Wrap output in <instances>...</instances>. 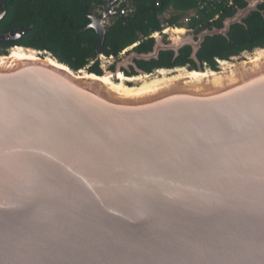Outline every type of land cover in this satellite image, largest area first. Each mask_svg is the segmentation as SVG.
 Listing matches in <instances>:
<instances>
[{"label":"water","instance_id":"1","mask_svg":"<svg viewBox=\"0 0 264 264\" xmlns=\"http://www.w3.org/2000/svg\"><path fill=\"white\" fill-rule=\"evenodd\" d=\"M118 1L86 28L100 74L0 52V264H264V47L212 70L198 54L220 32L172 28L109 71ZM185 47L190 70L136 64Z\"/></svg>","mask_w":264,"mask_h":264},{"label":"trees","instance_id":"2","mask_svg":"<svg viewBox=\"0 0 264 264\" xmlns=\"http://www.w3.org/2000/svg\"><path fill=\"white\" fill-rule=\"evenodd\" d=\"M103 1L110 0H0V11L4 9L5 12L0 20V33L26 29L14 43L0 44V52L6 53L15 46L33 49L50 54L72 71L88 69L91 73L100 74L95 53L97 36L86 28L90 23L89 17ZM125 7L130 10L128 16L118 17L106 28L104 49L109 56L117 57L134 44H137V51L148 50L153 43L151 36L161 32L163 24L182 27L181 20L185 13L196 7V0H125L121 8ZM225 9L226 6H219L215 10L204 11L187 28L193 30L199 25H207ZM168 10H172L174 15L161 18ZM238 32V29L233 31L234 37L237 35L239 38ZM244 33L238 41L246 38ZM212 40L205 41L208 42L204 45L206 51L198 54L199 60L212 63L210 57L226 47L224 41ZM186 56L187 50H182L181 57L173 65H186ZM170 61L171 53H161L159 62H138V66L150 71L172 67Z\"/></svg>","mask_w":264,"mask_h":264},{"label":"flooded vegetation","instance_id":"3","mask_svg":"<svg viewBox=\"0 0 264 264\" xmlns=\"http://www.w3.org/2000/svg\"><path fill=\"white\" fill-rule=\"evenodd\" d=\"M124 1L125 0H119L117 3H114L111 6V11H113V12L114 11H121L122 10L121 7H122V4L124 3ZM102 9H103V3L101 5V7L97 8L93 12L92 15L99 14L102 11ZM246 9L253 12V14L252 15H249V14L245 15L244 12ZM225 12H227V13L225 14ZM129 13H130V10L127 12V14H129ZM120 16H123V15L122 14H116L114 16L107 17L104 20L105 27L107 28L108 26H110L115 21V19H117ZM113 19H114V21L111 24H109V25L105 24L107 20H113ZM227 19H238L239 20L238 24L230 26L228 33L224 32V30L226 29V27L224 26V21ZM208 29H212V30L217 29L220 33L218 36H215L214 38H212L213 40L210 38H206L205 41L206 40L224 41L226 47L223 48L221 51L217 52L216 55H212L210 57L211 60L213 61L212 63H209V62L203 61V60L202 61L199 60L201 67L216 70L219 62L228 61V60L233 59V58L244 59L247 55L252 54L255 50L264 47V0H233L231 2V4L225 9V11H222L219 14H217L213 19H211L207 23V25H204V26L199 25L195 29H193V30L190 29V30L193 31L192 32L193 34L197 35V34H200L201 32L208 30ZM235 29L239 30V32H238L239 38H241V34L243 32H245L244 34H245L246 38L244 40L238 41L239 38H237V35H235V37H234L233 31ZM174 31H175L174 34H177V32H180V33L183 32L181 29H176ZM161 32H159V33H161ZM224 33H226V36H227L226 38H224V36H222ZM205 41L202 44L203 49L201 48L200 53H199L200 55L202 52L206 51V47H204V45L206 43ZM153 43H154V41H153ZM153 43L148 50L143 51V52L150 51L153 47ZM135 45H137V44H135ZM185 49L187 50V56H186V59L188 61L187 64L184 66L173 65L175 63L176 59L181 57V51L185 50ZM134 51L140 52V51H137L136 48H134ZM181 51H180V56L177 57L174 61H172V57H173L172 53L171 52H165V53H171V61L170 62L173 65L172 67L155 68V69L150 70V71H146L144 69H142V70H144L148 73H155L157 71H169V70H175V69H188V70H190L194 66L193 62L189 59L190 48L185 47V48L181 49ZM130 52L131 51L128 50V48H126L117 57L112 56L111 59L108 58L107 63L105 64L106 69L109 71H113L115 69L116 64L121 62V61H124ZM162 53H164V52H162ZM160 55H161V53H160ZM160 55H159V59H160ZM204 56H205V54H204ZM97 62H98V70H100V73H101V69H100L98 59H97ZM150 62H154V61H150ZM157 62H159V60ZM136 64L138 66V62ZM121 71L123 72L124 76H126V77L135 76V74L131 68H130L131 73H128L123 68L121 69ZM124 76H122V74L118 75L119 80L120 81L123 80L124 82H127V80Z\"/></svg>","mask_w":264,"mask_h":264},{"label":"built area","instance_id":"4","mask_svg":"<svg viewBox=\"0 0 264 264\" xmlns=\"http://www.w3.org/2000/svg\"><path fill=\"white\" fill-rule=\"evenodd\" d=\"M232 1L233 0H196V7L194 9L189 10L187 13H185L180 23L182 24V27L184 26L186 29H188L187 28L188 24L192 20L197 19L198 16L204 11L209 12L211 10H215L219 6H226L227 8L231 4ZM165 13L161 16V18H163ZM172 28H175V27H168L166 24L162 25V31L169 30Z\"/></svg>","mask_w":264,"mask_h":264},{"label":"rangeland","instance_id":"5","mask_svg":"<svg viewBox=\"0 0 264 264\" xmlns=\"http://www.w3.org/2000/svg\"><path fill=\"white\" fill-rule=\"evenodd\" d=\"M172 15H174V12L172 11V10H168L166 13H165V15L163 16V19H167V18H169L170 16H172ZM114 21V19L113 20H107L106 21V25H109V24H111L112 22ZM184 27V26H183ZM185 28V27H184Z\"/></svg>","mask_w":264,"mask_h":264},{"label":"bare ground","instance_id":"6","mask_svg":"<svg viewBox=\"0 0 264 264\" xmlns=\"http://www.w3.org/2000/svg\"><path fill=\"white\" fill-rule=\"evenodd\" d=\"M175 32V31H174ZM180 32H177V34H179ZM182 34V32L180 33ZM118 80H119V77H118ZM127 81H133V80H136V79H133V80H129V79H126ZM122 82H124L123 80H121Z\"/></svg>","mask_w":264,"mask_h":264}]
</instances>
